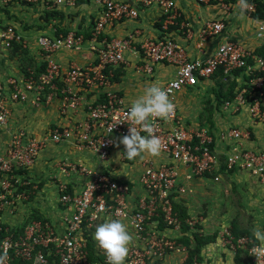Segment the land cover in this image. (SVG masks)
<instances>
[{
    "label": "built area",
    "instance_id": "obj_1",
    "mask_svg": "<svg viewBox=\"0 0 264 264\" xmlns=\"http://www.w3.org/2000/svg\"><path fill=\"white\" fill-rule=\"evenodd\" d=\"M11 1L0 0V7ZM210 1L192 0L198 6L209 5ZM255 1L264 5V0H249L253 7L245 17L254 24L252 33L264 37V23H261L264 17H252ZM49 2L52 7H75V0ZM215 2L223 12L229 13L235 6L239 11L237 0ZM93 4L94 18L86 36L76 31L35 36L32 44L39 59L36 66L27 69L20 78L0 81V132L7 123L9 103L37 107L56 99L58 114L67 118L64 126L49 128L40 139L24 138L20 133L13 135L0 156V256L7 255L5 264H107L105 253L94 239L95 229L105 220L119 219L133 235L124 264H153L166 252L182 255L184 263L186 250L168 241L165 232L180 233L181 221L173 206L181 205L186 209V199L194 194L197 181L205 174L222 169L224 173H245L264 186V147L245 146L252 142L253 126H264L261 110L264 59L241 40L221 39L225 28L223 19L203 21L193 31L173 0L140 1L142 7L154 5L160 10L159 35L142 39L135 48L134 38L140 33L135 31L133 35L117 39L105 38L103 30L124 19H137V6L114 0H93ZM173 33L182 43L171 36ZM27 39L0 17L2 53L14 47L29 50ZM191 40L196 53L192 58L185 45ZM211 40L214 43L207 48L205 44ZM261 46H264V38ZM83 48L92 56L89 64L62 66L56 60L59 52H80ZM125 53L137 57L134 71L145 78L152 77L156 64L174 68L173 76L162 86L176 109L169 119L152 121L153 133L163 144L158 156L161 160L151 156L137 162L120 159L126 169L117 171L108 169L115 140L128 134L129 127L140 130L128 119L131 103L113 88L114 71L127 64ZM236 70L241 72L234 75ZM215 74L220 77L219 83L225 84L222 90L230 82L236 84L233 96L220 99L218 105L212 98L210 103L216 106V115L220 113L222 118L191 122L184 117L178 95L182 91L203 92L206 88H215L216 82L212 79ZM88 94L93 100L86 97ZM241 110H244L247 125L226 124ZM76 114L78 118L71 120L70 116ZM141 135L147 133L141 130ZM47 144L68 145L91 156L97 165L58 159L54 175L57 219L49 223L33 214L30 219L25 215L19 225L4 223L2 215H14L18 201H23L21 193L10 189L12 182L18 181L13 171L30 169ZM183 223L192 224L188 218ZM224 234L225 240L218 241L221 247L233 251L247 248L251 264H264V256L252 252L258 245L245 238L233 240L226 231ZM190 264L203 262L193 257Z\"/></svg>",
    "mask_w": 264,
    "mask_h": 264
},
{
    "label": "crops",
    "instance_id": "obj_2",
    "mask_svg": "<svg viewBox=\"0 0 264 264\" xmlns=\"http://www.w3.org/2000/svg\"><path fill=\"white\" fill-rule=\"evenodd\" d=\"M114 1H120V2H128L132 4L136 8L139 9L138 11V17L137 19H124L117 23L116 25H113L111 27H105L103 30V36L105 38H124L128 35H133V33L136 31L140 33V36L136 39L134 38L133 46L135 48H138V43L144 38H154L159 35L157 30V22L160 18V10L158 7L151 5L149 7H142L140 4L141 0H114ZM175 3L176 8L181 13L182 17L187 21V23L192 27L193 31H196L200 24L203 21H207L210 19H223L225 20V28L220 36L221 39H238L241 40L243 45L246 46L248 49H257L261 46V41L264 38L262 34H253V26L254 24L249 21L246 17L242 18L239 15L238 9H232L229 13L223 12L220 10L218 3L216 4L215 0H211L209 5H201L198 6L192 2V0H173ZM77 2H75L76 4ZM46 7H41V10H45V13H52L47 17V21L44 20L41 21V24H48L47 27L43 28L42 30H34L32 32V29L28 30H20L17 29L18 25H12L15 26L16 30L22 34L23 36L27 37L29 42V50H26L28 52V55L33 59L32 61L34 64L38 62L37 54L34 50V45L32 44L33 38L37 35L43 34V35H53V33H66L69 31H76L78 33L83 34L84 36L87 35V31L89 27L92 24V20L94 18V10L95 6L93 4V0H84L83 2L80 0L74 8H64V7H52L50 4H47ZM59 14L58 16L56 14ZM57 16V17H56ZM0 17L1 13H0ZM7 21V20H5ZM8 22V21H7ZM29 25V23L27 24ZM227 29V30H226ZM254 35V36H253ZM176 41L182 43L177 35L174 33L171 35ZM193 40L189 44L185 43L187 47V53L189 57H194L196 55L193 45ZM214 43V40L209 41L206 43V47ZM205 48V49H207ZM1 51V49H0ZM16 51H18L16 49ZM16 51L13 52V54H17ZM2 52V51H1ZM1 57L4 55H0ZM125 60L127 61V64L124 66H121L114 72H118L116 74V81H114L113 88L115 90H118L120 94L122 95L123 99L131 103L134 99L139 97L143 94V90L146 86H148L151 83H159L163 84L168 79H170L173 76L174 68L172 66L168 65H161L156 64L153 66V75L150 78H145L143 75H140L134 71V66L137 63V57L135 55H132L130 53H125ZM2 60V59H0ZM56 60L62 65H77V66H84L86 64H89L92 60V56L90 53H87L86 50L83 48L80 52H59L56 55ZM32 62V63H33ZM1 65V64H0ZM12 66V64H9ZM3 71V70H2ZM1 72V71H0ZM21 73L19 71H13L11 70V73L4 72L0 73V81H4L8 77H14V78H20ZM187 91H182L180 95L186 94ZM188 94V93H187ZM87 98H90L93 100V97H90L88 94L86 96ZM58 102L55 100L50 101L49 103H43L40 106L34 107L30 106L29 104H12L9 103L7 105L8 107V119L6 126L3 131L0 132V156L5 151L7 145L9 144L11 138L15 134H22L24 138H33V139H40L44 137L45 132L54 126H64L67 122L66 117H61L58 114L57 111ZM264 115V104L261 108ZM79 114L77 115H71L72 119H77ZM242 121L241 119L235 120V124L239 125H247V122ZM253 134L254 139L250 143H246L245 146L248 148H255V147H264V126L257 124L253 126ZM119 139L115 140L114 146L111 150L109 160H108V169H115L117 171L126 169V167L121 163L120 159H124V162H137L138 160L150 156L147 154H142L141 157H138L133 160H128L126 156L124 155V146L119 145L118 147L116 144H118ZM55 152L47 150H42L39 152L36 162L34 165L26 172V176L28 178H36L42 174L43 171L50 172L54 178V175L56 174V168L55 163L57 161V158H70L71 160H78L85 165L88 164V160L86 158H92L91 156L87 155L86 153H81L75 151L73 148L69 147L65 144H60L56 146V149H54ZM54 154V155H53ZM81 155V156H80ZM47 156H53L54 160H45ZM86 157V158H85ZM154 160H161L158 156L153 157ZM40 160V162H38ZM47 161V162H46ZM39 163V165H37ZM37 165V166H36ZM92 165V164H91ZM240 173V172H238ZM15 178L19 179L21 176L18 173H15ZM245 177L252 183V188L254 190H259L260 193H258L259 197L264 198V186H261L257 183V181L245 174ZM61 179V177H60ZM74 179V178H72ZM202 179L197 181L194 184V194H195V188L196 186L199 189L198 183H201ZM249 182V183H250ZM193 194V195H194ZM193 195L186 199L185 206L186 209L188 207L189 200L192 198L194 199ZM29 202L25 205L18 206L17 212L14 215L9 214H3L2 220L4 223L8 225H19L23 217L26 215L27 208L26 205H28ZM31 206V205H30ZM33 206V205H32ZM40 206V205H39ZM38 206V207H39ZM37 207V208H38ZM26 208V209H25ZM188 211V209H187ZM171 231L165 232L168 233ZM218 240V239H217ZM218 245V244H214ZM258 245V244H254ZM219 253L218 257H210L208 252L206 250H203L201 248L200 257L203 259V264H234L233 263V256L234 252L227 248V247H219ZM210 250V249H208ZM218 252V251H217ZM209 257H204V255ZM220 255H224L225 262H222L220 260ZM215 256V255H213ZM212 258V261L211 259Z\"/></svg>",
    "mask_w": 264,
    "mask_h": 264
},
{
    "label": "rangeland",
    "instance_id": "obj_3",
    "mask_svg": "<svg viewBox=\"0 0 264 264\" xmlns=\"http://www.w3.org/2000/svg\"><path fill=\"white\" fill-rule=\"evenodd\" d=\"M81 1L83 2L84 0ZM224 1L232 2L230 0ZM47 2L50 4L49 0H12L7 6L0 7L1 19L3 22L8 21L9 23L18 25L17 29L21 31L23 29H32V32L37 29L42 30L47 27L48 24H41V21L44 20L46 22L47 17L52 14L51 12L45 13V10L40 9L43 6L46 7L47 5L45 4H47ZM75 2L78 3L80 0H75ZM234 9H237V7L235 6ZM56 15L58 16L59 14L57 13ZM28 23L29 25H27ZM16 53L15 55L11 53V51L6 53L0 51V55H4L2 57L0 56V59H2L0 60V71L2 73L7 71L11 73V70H15L23 74L27 69H32L36 66L25 49H20L16 51ZM9 64H12V66ZM216 88V86L215 88H206L203 92L196 89L197 92H188V94L180 95L178 101L184 113V117L191 122H207L206 119L210 111H208V109H211V117L209 116V119H214L216 116L219 117L221 114L219 113V115H216V106L214 107L210 103L212 98H214V91ZM207 100H209V103H207ZM244 117L246 118L244 110H241L239 115L228 119L230 121H226V124L235 125V123H237L235 120L241 119L244 121ZM219 118H222V116ZM222 123L223 122H221V124ZM238 126H241V123H239ZM254 138L253 134L251 139L253 140ZM56 146L57 145L47 144L43 150L55 152L54 149H56ZM52 157L53 156H47L45 160H54L53 158L55 157ZM58 159L60 158H57V160ZM65 159L70 158L66 157ZM86 159L89 161L88 164L97 165V162L93 158ZM38 162H40V160ZM37 165H39V163ZM28 170L13 171V173H18L21 177L18 179L17 183L12 182L10 189H15L16 193H21L23 195V201L21 203L18 201L19 206L29 202V204L26 205L28 209L26 216L28 219L34 214L52 223L57 219L58 210L55 179L50 172L48 173L46 171H43L42 174L40 173L36 178H28L26 176ZM219 172L205 174V177H202V182L198 183L200 184L199 189L196 186L195 194L193 195L194 199L192 198L189 200L187 207L188 220L192 224L188 226L185 234L182 232L179 233L178 231H171V233H166L167 236L165 237L168 241H174L175 244L184 247L186 252H188L189 249L194 247L192 234L203 237L215 234L214 240L201 248L208 252L206 255H211L210 257H217L218 259V246L221 248L218 241L225 240L226 236L224 231L236 237L235 239L245 238L252 242L249 238V234L252 235V230L257 226L264 229V198L259 197V190L251 189L252 183L249 181L251 179H247L248 177L246 178L245 173L242 172ZM215 177H218V179L214 180ZM184 235L186 237H183ZM252 244L254 245L253 242ZM239 249L241 252L238 253L237 259L240 262L244 261L245 264H251L250 256L246 251L247 248ZM206 255H204V257H209ZM182 259L183 257L180 254L166 252L163 256L156 259L153 264H183ZM210 259L212 261V258ZM200 260L202 261L203 259L200 257ZM220 260L225 262L224 255H220ZM145 264H148V262H145Z\"/></svg>",
    "mask_w": 264,
    "mask_h": 264
},
{
    "label": "clouds",
    "instance_id": "obj_4",
    "mask_svg": "<svg viewBox=\"0 0 264 264\" xmlns=\"http://www.w3.org/2000/svg\"><path fill=\"white\" fill-rule=\"evenodd\" d=\"M237 6L242 18L253 7L249 0H237ZM175 109L176 105L161 84H149L144 88L143 94L131 102L127 112L128 119L140 130L137 127H129L128 134L120 137L116 146H124V155L128 160L141 157L142 154L159 156L163 144L161 138L153 133L152 121L169 119ZM141 130L147 135H141ZM252 235L258 242L252 252L256 256H264V229L257 226L252 230ZM94 239L105 253L107 264H124L133 243V235L119 219H108L99 224L95 229ZM7 259L6 254L0 256V264H5Z\"/></svg>",
    "mask_w": 264,
    "mask_h": 264
},
{
    "label": "trees",
    "instance_id": "obj_5",
    "mask_svg": "<svg viewBox=\"0 0 264 264\" xmlns=\"http://www.w3.org/2000/svg\"><path fill=\"white\" fill-rule=\"evenodd\" d=\"M233 1V0H230ZM252 17L254 19H262L264 17V5L255 1V11L252 14ZM16 47H14V49L11 51V53H13L14 51H16ZM255 54L257 56H259L260 58L264 59V46H260L259 48L255 49ZM117 70V69H116ZM115 70V71H116ZM36 72H38L36 70ZM239 72H241V70H236L233 72L234 75L238 74ZM116 74H118V72H114L113 75V81H116ZM218 74H215L212 79H215L216 82V90L214 91V99L216 100V104L218 105L220 103V99H227L233 96V91L235 88V83L234 82H230L226 85L225 90H222L224 87V83H219V79L220 77H217ZM256 75H259L258 73H256ZM264 92V90H263ZM207 103H209V100H207ZM211 111V109H208V111ZM208 112V118L206 119L207 122L210 121V117H211V112ZM210 116V117H209ZM219 171H222V169H220ZM173 209H175L178 212V217L181 221V231L183 234H185V232L188 229V226H186L183 223V220L188 218V215L186 214V209L184 207H182L181 205H174ZM36 218V216H34ZM232 233V232H231ZM231 236V235H230ZM183 237H186L185 235ZM215 234L211 235V236H200V235H196V234H192V240L194 242V247L189 249L187 252V256L186 259L184 260L183 264H190L191 260L193 257H195L199 262L200 260V249L203 246H206L207 244L211 243L214 240ZM233 240H235L236 237L231 236ZM182 238V237H181ZM249 238L252 240V242L254 244H258V242L254 239L253 235L249 234ZM180 240V239H178ZM89 250V248H88ZM90 252V250H89ZM240 249H236L234 251V256H233V263L234 264H245L244 261L240 262L237 258H238V253H240ZM90 256V255H89Z\"/></svg>",
    "mask_w": 264,
    "mask_h": 264
}]
</instances>
